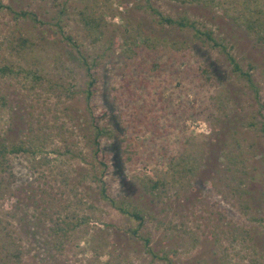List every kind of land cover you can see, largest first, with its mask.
<instances>
[{
    "label": "rangeland",
    "instance_id": "1",
    "mask_svg": "<svg viewBox=\"0 0 264 264\" xmlns=\"http://www.w3.org/2000/svg\"><path fill=\"white\" fill-rule=\"evenodd\" d=\"M150 7L211 29L252 86ZM254 17L264 0H0V142L22 148L0 171V264H264ZM123 82L131 96L115 99ZM137 114L157 131L133 127ZM94 126L108 129L96 156ZM100 178L141 218L103 199Z\"/></svg>",
    "mask_w": 264,
    "mask_h": 264
},
{
    "label": "trees",
    "instance_id": "2",
    "mask_svg": "<svg viewBox=\"0 0 264 264\" xmlns=\"http://www.w3.org/2000/svg\"><path fill=\"white\" fill-rule=\"evenodd\" d=\"M176 1L183 3L186 1H193V0H176ZM248 1L249 0H244V2H248ZM6 7L9 8V6H6ZM150 9H151L152 13H155L157 15V21L159 23L174 25L175 27H178V28H190L191 36L194 40H196L202 44H207L210 47H218L219 51H222L224 53L225 58L227 59V61L229 62V64L232 67V71L236 72L238 75H241L242 78H244L247 81L248 85L250 87L252 86V82H251V79L249 78V74L246 71H242L240 69L239 65L236 63V61L233 59L232 55L229 53L228 48L225 46V44L222 43L221 39L215 38V36L213 35V31L211 29L197 26V24L194 20H189L186 16H178L176 18H171L169 16L162 15L161 13L157 12V10L154 8L150 7ZM251 12H252V10H251ZM13 14H15L16 16H22V17L30 18L31 20L35 19V16L32 13H29L28 11L19 10V11H15ZM242 25L244 26V28L247 31H251L252 33L256 34L257 39L261 40L264 43V20H261L258 17L245 18L242 21ZM82 61H83V64H86V62L84 60H82ZM85 70H86V74L88 75V77H91V72L89 71L90 68L88 65H85ZM200 70L203 71L207 75L206 77L210 78V76H209L210 72H209V69L207 67L202 66L200 68ZM6 72H7V69L5 66L0 67V74L1 73L4 74ZM91 78L87 82L88 86L84 90L86 102L89 100V97L92 94V88H90V86H92L93 79H91ZM114 89L116 91V94H114L115 99L117 98L118 94L123 93V92L125 94H127V98L131 96L129 86L126 82H123L122 85H120ZM121 89H123L122 92H121ZM255 90L256 89L253 88L254 92H255ZM127 98H126V100H127ZM87 107H88L89 113L91 114L90 105L88 104ZM145 116L144 115H138V114L137 115H131L128 118V120H131L130 122H131V125L133 127L141 125L142 127L146 128V129H150L151 131H157V128L154 126L155 120L154 119L153 120L147 119V117H145ZM120 125H121L122 129L124 130V132L127 131L123 127V124H120ZM131 125H130V127H131ZM105 127L106 126H101V127L94 126L95 137L93 139V142H94L93 154L95 156L98 155V153H99V145H98L97 137L101 134H106L108 132V129L106 130ZM260 131H261L262 137L264 138V121H262L260 124ZM20 150H22L20 144H18V145L10 144L8 146L5 143L0 142V171L5 169L3 163L6 161L7 154L15 153L16 151H20ZM122 150L127 153V151H129V147L126 144H124L122 147ZM126 158H128V156ZM263 160H264V158H263ZM104 161L105 160L100 159L98 162L101 165H103V167L105 168L106 162H104ZM99 181L101 184L100 189H99V195L103 199L107 200L114 208H116L120 212L132 216V218H134V219L141 218L138 212H136L135 210L129 211L121 202H116L114 199H112L110 196H108V194L105 191L104 181H102L101 178L99 179ZM261 221H263V226H264V217L261 219ZM130 231L132 232V234H136L135 229H133V230L131 229ZM144 241H146V240H144ZM166 264H170V263L167 261Z\"/></svg>",
    "mask_w": 264,
    "mask_h": 264
}]
</instances>
